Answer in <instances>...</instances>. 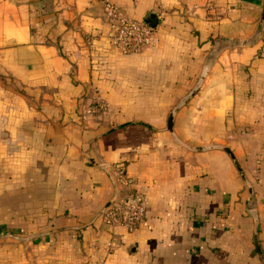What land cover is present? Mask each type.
Segmentation results:
<instances>
[{"label":"crops","instance_id":"0c3cea01","mask_svg":"<svg viewBox=\"0 0 264 264\" xmlns=\"http://www.w3.org/2000/svg\"><path fill=\"white\" fill-rule=\"evenodd\" d=\"M107 3L155 18L149 45L109 39ZM263 13L0 0V264H263ZM114 165L146 197L131 230L100 215Z\"/></svg>","mask_w":264,"mask_h":264},{"label":"built area","instance_id":"2783aa9c","mask_svg":"<svg viewBox=\"0 0 264 264\" xmlns=\"http://www.w3.org/2000/svg\"><path fill=\"white\" fill-rule=\"evenodd\" d=\"M107 28L105 35L125 52L138 51L149 45L153 28L143 20L127 15L122 9L112 3L105 6ZM93 108L107 106L106 102L95 103ZM92 110L91 107L87 108ZM114 185V193L109 204L103 208L100 215L109 226L121 225L134 229L145 217L146 197L131 186L129 177L123 167L115 166L109 172ZM113 239L108 246L115 245Z\"/></svg>","mask_w":264,"mask_h":264},{"label":"water","instance_id":"95a60500","mask_svg":"<svg viewBox=\"0 0 264 264\" xmlns=\"http://www.w3.org/2000/svg\"><path fill=\"white\" fill-rule=\"evenodd\" d=\"M145 21H146V24L151 28H153L156 25V19L155 18H149V19H146ZM171 120H172V114L169 116V119H168L169 128H171Z\"/></svg>","mask_w":264,"mask_h":264},{"label":"rangeland","instance_id":"374dc122","mask_svg":"<svg viewBox=\"0 0 264 264\" xmlns=\"http://www.w3.org/2000/svg\"><path fill=\"white\" fill-rule=\"evenodd\" d=\"M263 264H264V262H263Z\"/></svg>","mask_w":264,"mask_h":264}]
</instances>
